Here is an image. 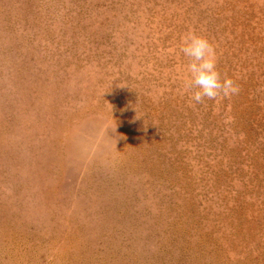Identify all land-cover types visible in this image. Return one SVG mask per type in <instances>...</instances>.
I'll return each instance as SVG.
<instances>
[{
  "label": "rangeland",
  "instance_id": "rangeland-1",
  "mask_svg": "<svg viewBox=\"0 0 264 264\" xmlns=\"http://www.w3.org/2000/svg\"><path fill=\"white\" fill-rule=\"evenodd\" d=\"M0 264H264V0H0Z\"/></svg>",
  "mask_w": 264,
  "mask_h": 264
},
{
  "label": "clouds",
  "instance_id": "clouds-1",
  "mask_svg": "<svg viewBox=\"0 0 264 264\" xmlns=\"http://www.w3.org/2000/svg\"><path fill=\"white\" fill-rule=\"evenodd\" d=\"M187 58V71L190 74V101L201 104L206 100L215 101L239 93V85L230 77L221 76L217 67L214 45L204 36L190 32L180 49Z\"/></svg>",
  "mask_w": 264,
  "mask_h": 264
}]
</instances>
